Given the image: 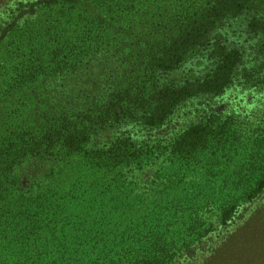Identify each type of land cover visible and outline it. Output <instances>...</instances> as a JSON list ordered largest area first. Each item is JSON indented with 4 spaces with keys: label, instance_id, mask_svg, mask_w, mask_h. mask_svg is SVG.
I'll list each match as a JSON object with an SVG mask.
<instances>
[{
    "label": "trees",
    "instance_id": "obj_1",
    "mask_svg": "<svg viewBox=\"0 0 264 264\" xmlns=\"http://www.w3.org/2000/svg\"><path fill=\"white\" fill-rule=\"evenodd\" d=\"M251 12L264 32V0H38L3 30L0 264L143 263L125 241L130 226L118 233L48 225L54 206L66 202L54 195L63 191L66 199L83 189V178L109 174L115 188L129 191L126 168L143 163L146 145L117 135L99 147L95 138L127 123L159 129L188 100L222 94L241 53L211 43V33ZM206 47L216 53L213 69L176 82L182 63ZM229 129L213 119L192 125L170 143V154L192 160L201 148H225ZM25 164L39 169L23 185Z\"/></svg>",
    "mask_w": 264,
    "mask_h": 264
},
{
    "label": "rangeland",
    "instance_id": "obj_2",
    "mask_svg": "<svg viewBox=\"0 0 264 264\" xmlns=\"http://www.w3.org/2000/svg\"><path fill=\"white\" fill-rule=\"evenodd\" d=\"M37 2L0 0V35ZM255 23L252 12L242 14L211 33V43L241 53L236 75L222 94L188 100L159 129L127 123L95 138L99 147L117 135L146 145L143 163L126 168L129 191L115 188L112 174L85 177L79 192L71 191L66 199L63 191L54 195L58 203L66 202L54 206L48 225L82 224L118 233L130 226L125 241L137 246L142 264H264V32ZM207 48L213 49L201 48L182 63L173 74L176 82L213 69L216 53ZM208 119L229 125L225 148H201L192 160L173 159L170 143ZM38 169L25 164L19 170L22 184ZM63 185L70 188L72 182Z\"/></svg>",
    "mask_w": 264,
    "mask_h": 264
}]
</instances>
